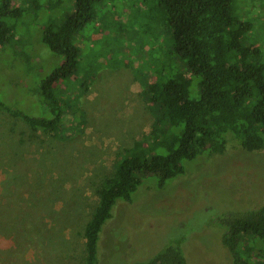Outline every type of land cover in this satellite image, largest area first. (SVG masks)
Listing matches in <instances>:
<instances>
[{"label":"rangeland","instance_id":"374dc122","mask_svg":"<svg viewBox=\"0 0 264 264\" xmlns=\"http://www.w3.org/2000/svg\"><path fill=\"white\" fill-rule=\"evenodd\" d=\"M66 1L38 0L37 8L7 19L21 40L0 50V99L9 106L47 115L39 82L62 57L40 40L41 30L70 13ZM233 5L251 25L246 42L264 52V0ZM95 9L76 37L78 68L59 82L65 108L59 133L32 130L0 109V264H85V223L99 184L150 131L155 80L178 65L156 0H101ZM191 78L195 85L197 76ZM182 164L184 171L163 187L147 175L131 201H116L99 233L97 264H136L181 235L189 264H231L216 219L264 202V148L248 151L229 142L221 153ZM241 252L247 255L245 247Z\"/></svg>","mask_w":264,"mask_h":264},{"label":"trees","instance_id":"16d2710c","mask_svg":"<svg viewBox=\"0 0 264 264\" xmlns=\"http://www.w3.org/2000/svg\"><path fill=\"white\" fill-rule=\"evenodd\" d=\"M100 1L67 0L70 13L42 27L40 40L62 57L61 64L39 82L47 115L29 114L1 99L0 109L32 130L59 133L65 113L59 82L77 70L80 45L76 37L94 20ZM233 1L156 0L161 21L172 34L169 54L178 65L168 77L161 74L155 80L157 106L150 131L124 150L113 172L99 184L97 203L85 223V264H97L99 233L112 216V207L118 200L131 201L145 176L156 175L157 186L163 187L184 171V160L206 152L221 153L229 142L248 151L264 148V52L246 42L251 25L236 14ZM53 2L60 5L64 0ZM38 5V0H0V50L9 42L16 46L21 41L15 39L14 25L7 19L19 18L23 10ZM191 75L197 76L195 85ZM216 221L231 264H264V202L220 214ZM183 236L136 264H189L181 247ZM244 247L246 256L241 252ZM250 253L255 259L248 258Z\"/></svg>","mask_w":264,"mask_h":264}]
</instances>
